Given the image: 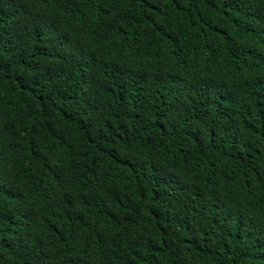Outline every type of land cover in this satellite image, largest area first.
<instances>
[{"label":"trees","instance_id":"obj_1","mask_svg":"<svg viewBox=\"0 0 264 264\" xmlns=\"http://www.w3.org/2000/svg\"><path fill=\"white\" fill-rule=\"evenodd\" d=\"M0 264H264V0H0Z\"/></svg>","mask_w":264,"mask_h":264}]
</instances>
